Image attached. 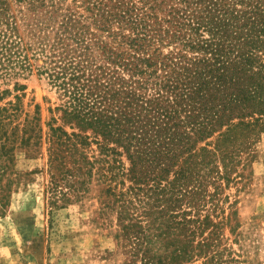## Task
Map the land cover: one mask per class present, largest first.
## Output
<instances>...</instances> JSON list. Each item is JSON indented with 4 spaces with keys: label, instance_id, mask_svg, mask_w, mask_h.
I'll return each mask as SVG.
<instances>
[{
    "label": "trees",
    "instance_id": "16d2710c",
    "mask_svg": "<svg viewBox=\"0 0 264 264\" xmlns=\"http://www.w3.org/2000/svg\"><path fill=\"white\" fill-rule=\"evenodd\" d=\"M263 52L261 0H0V101L15 93L0 107V134L7 140L20 112L25 85L17 79L46 80L72 130L47 124V193L68 201L63 188L84 185L75 178L80 165L90 174L100 163L102 177L114 180L124 152L133 185L117 200L128 220L122 229L131 255L153 264L152 237L203 222L172 212L196 206L201 186L218 180L208 168L228 156L236 128H264ZM11 82L12 90L1 88ZM34 121L25 118L11 135L40 139ZM92 142L102 157L90 162L82 148ZM68 155L79 164L74 172L62 168ZM187 245L175 246L177 260H187Z\"/></svg>",
    "mask_w": 264,
    "mask_h": 264
},
{
    "label": "rangeland",
    "instance_id": "374dc122",
    "mask_svg": "<svg viewBox=\"0 0 264 264\" xmlns=\"http://www.w3.org/2000/svg\"><path fill=\"white\" fill-rule=\"evenodd\" d=\"M17 81L25 85L20 112L6 126L7 140L0 134V264H143L140 255H131L122 229L128 220H122L117 201L133 185L126 154L118 149L122 153L117 159L123 169L115 164L111 173L119 175L114 180L102 177L106 169L100 171V163H95L90 174L84 173L90 166L80 165L81 172L75 178L83 180L84 185L64 187L68 201L61 195L50 197L46 191L50 181L47 124L68 133L72 130L57 109L63 101L46 80L33 73ZM12 87V82L1 85L2 89ZM14 94L3 98L0 107L14 102ZM25 118L36 119L40 139L38 134L27 141L28 135L20 130L11 135L15 125L20 123L18 127L22 128ZM252 128H236L228 156L212 158L210 181L215 177L218 180L201 186L202 200L198 195L196 206L183 204L172 212L188 210L191 212L185 218L203 222L188 223L189 229L182 233L173 234L177 230H171L165 237H152L154 243L147 255L155 254L153 264H264V128ZM85 134L90 135V131ZM214 143L211 139L208 149L212 150ZM82 151L90 162L102 157L93 142ZM65 159L62 168L76 171L79 164H74L70 155ZM106 201L109 208L103 206ZM160 207L162 203L157 209ZM140 220L145 226L150 217ZM176 220L181 221V215ZM182 241L189 244V256L181 261L173 250Z\"/></svg>",
    "mask_w": 264,
    "mask_h": 264
}]
</instances>
